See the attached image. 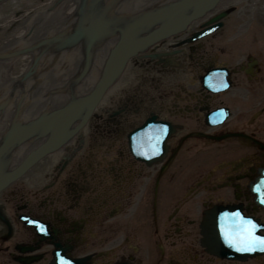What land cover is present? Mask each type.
I'll use <instances>...</instances> for the list:
<instances>
[{"label": "bare ground", "instance_id": "1", "mask_svg": "<svg viewBox=\"0 0 264 264\" xmlns=\"http://www.w3.org/2000/svg\"><path fill=\"white\" fill-rule=\"evenodd\" d=\"M57 1L40 0L38 3L31 4L32 2L29 0H0V47L16 36L28 31L26 21L31 13L43 6L48 8ZM222 1L215 0L211 7L194 16L180 30L169 33L130 53L120 73L100 93L82 125L67 137L56 150L41 155L16 177L0 187V249H2L0 251V264H2V256L8 252V249H6L7 240L16 232L15 227L11 228V219H8L9 211L13 208H7L1 199L5 198L8 205L16 208V202L11 200L15 196L12 192L17 193L13 189L21 184L20 189L25 192L29 189L25 186V183L33 186L34 183L29 179V175L33 171L39 170L37 174L40 175L42 173L44 178H46L42 183L47 185V192L45 193H48V195L52 191L55 192V190H51L52 184H56V180L59 181L62 177L59 169H61L60 164L63 161L70 162L72 167H75L74 169L81 171L82 177L85 176L84 180L89 181L90 184L95 179V175L90 174L99 175L98 173L103 171V169H98L99 167L94 166L95 161L93 162L91 158L95 157L96 154L107 152L113 158V160H109L110 164L113 167L118 165L119 163L117 162L121 161L122 158H120L121 156L118 154L117 149L109 152V146L102 145L104 143L108 144V139H111V136H117L114 138V142H118L120 145L124 134L129 136V147L132 156L139 161L148 163V165H156V162H161V159L167 155L169 137L176 130V126H168L166 122L174 120L176 118L175 114L180 112L185 113L181 117L183 122L181 123V130L185 133L181 136V144L176 150L172 151L170 149V155L173 154L174 157V154H177V150L180 149L181 158L186 156L189 158L181 159V161L187 162L185 167L181 166V186L187 183L190 187L185 192V196L190 194L196 198L204 197L205 193L213 194L214 192V195H216V192H219L221 195L226 196V199H229L231 198L229 192L232 195V190L241 184L245 185L247 190L249 189V192H251L253 199L257 200L258 204L255 202V207L258 209L264 208V202H262L264 196H259L256 186L264 172V110H260L262 107L260 105L254 107V102L251 100L242 101L248 86L242 82H247L248 80L246 79L251 81L247 75H255V69H259L256 55L260 56L261 62H264V0L239 1L237 3L238 9L249 12V16L242 18L243 20L241 21L236 19L227 21L232 15L234 16L233 8L236 4L229 7L226 4L221 5ZM2 18L9 19L1 20ZM234 20L240 24H238V27L234 25ZM249 28L253 29L251 36L247 35ZM221 34H226L224 41L227 40V48L224 50L214 44V40H218V35ZM257 34L259 35L258 37ZM240 40L244 42L243 45L239 43ZM238 45L241 48L244 47L248 54L240 52L241 49H237L234 53L239 55L235 56L239 60L232 61L229 52H232V48ZM210 59H212L211 63L209 62ZM234 67L237 70L240 68L245 73L242 76L244 79H241L242 82L239 81L238 85L235 84L233 77L235 70L231 69ZM258 79L262 81V84L259 85L256 81L250 82L252 85H259L258 89L253 91V96H257L255 100L262 98L261 94H264V71L260 73V76H257L256 80L259 81ZM233 92H235L233 98L236 100L234 102H237L235 104L230 101V96ZM248 93L252 92L249 91ZM259 102L261 104L264 103V101ZM136 104L137 106H135ZM251 108H254V112H250ZM140 109H143L139 113L140 115L145 113L144 110H148L153 114L152 116L144 117L140 124L133 125L130 122V124L122 122L123 118L134 115L133 113L138 112ZM239 109H242L244 113L249 111L248 114L250 116L245 115ZM156 110H159V112ZM108 112L110 114L106 117V125L109 134L107 138L104 137L99 140L93 136L96 133L92 134L89 132H93V129L101 128L99 126L102 120L101 115L106 116ZM200 112H203V115L198 117ZM135 117L133 116L131 121ZM201 123L205 124L203 129ZM231 124L235 131L230 129V131L225 132L226 134L221 130L216 132H211L210 130V128L213 129L214 127H230L229 125ZM205 128H209L208 132H205ZM202 137H209L208 139L217 141L218 148L220 146L228 150L233 148L234 152H237L230 154L228 157L226 155L230 151L223 153L221 159L216 158L218 162H215V158L211 159L207 155L209 154L207 152H211L213 146L207 147L208 145H206ZM200 142L206 145V154L203 152L200 155L197 152L196 148L205 146L200 145ZM83 144L87 146V157L79 155ZM234 147H237V149ZM195 149L196 151H194ZM252 152L258 155L254 159L249 155ZM78 158L81 160H75ZM227 158H229L228 161ZM190 160H197L200 164L199 173L193 182L191 180L192 165H196L189 162ZM245 166L247 167L245 168ZM247 168L250 173L249 171L247 172ZM161 170L165 172L166 169L163 168ZM104 171L106 172V170ZM129 171L131 173V169ZM125 174L117 172V176H119L117 181ZM200 174L204 176V180L210 179L208 185L201 192L202 194L194 189V182L198 180ZM249 174L251 175L249 176ZM39 175L37 176L38 178ZM106 175H108V170ZM55 176L57 177L55 178ZM77 177L71 175V179L75 181V184H79ZM53 178L54 181H51ZM115 178L116 175L112 177L113 180ZM128 178L131 180L134 177L129 174ZM112 179L109 180L112 181ZM103 180L104 178L99 182H104ZM99 182L96 181V184H93L101 190L91 188L89 193L95 199L96 197L103 198L102 203H99L102 205L100 209H97V205L95 206L97 210H92L91 207H88L90 208L89 211L84 205L72 208L74 211L85 213L88 216L86 218L88 224L95 223L99 218L102 219L105 215H109L103 212L105 207L110 211V215L115 217L122 210L120 204H115L114 201L110 200L109 187L107 185L102 187L104 184H98ZM123 182L125 180H122L120 184ZM167 184L173 185V182ZM81 186L88 187L84 183ZM68 187L70 188L68 192L71 194L73 187L72 185ZM111 188V190L116 189L118 191L120 187L114 186L112 183ZM140 188L146 193V196L154 199V202H158L157 195L161 194L162 190L157 183L150 189L148 187L147 189L144 187ZM121 190H123L122 186ZM129 190L128 193L131 192V189ZM37 192L40 195H44L40 191ZM128 193H125L124 196H128ZM59 195L61 197H58L64 199V202L69 198L63 191ZM90 196H88L87 204L91 206L92 199ZM235 196L236 192L232 197ZM58 197H56L57 201L60 200ZM97 200L100 202L99 199ZM225 201L224 198H220L215 201L216 204L213 206L208 204L210 202L207 200L204 204H196V210L202 211V214L199 215L202 217L198 231L199 248L209 254L210 257L215 256L219 259H224V264H236L238 262L230 259H238L241 256L252 258L255 255H264V246H257L251 251L234 252L232 254H230V247H226L227 251L224 250L218 241L219 237H223V234L218 230V218L223 217L224 213H233L235 211L234 207H237V205H230ZM67 205L69 206V204ZM124 215L127 214L122 212L121 216L123 217ZM237 215L239 216V214ZM109 216L105 221L102 220L103 222H100L97 228L103 230L104 222L111 220ZM22 219L27 220L30 225H32L31 223L37 225L35 229L44 227L37 220H28L26 215H23ZM254 220L250 216L246 220H240V222L253 221L261 229V226L256 224ZM233 221H238V218H230L229 223H233ZM106 225L109 226L110 221ZM257 237L264 238V232L258 231ZM196 242L198 241L196 240ZM22 244H18L20 246L17 255L25 249L27 252H23L26 254L20 259L21 264H35L44 260L43 255L35 254V252L41 248H47L44 246L46 245L45 243L34 246V250L32 249L34 251L33 256L28 255L29 247L22 246ZM191 245L192 247L194 246L193 241H191ZM59 247H56L55 257L51 258L50 264H76V260L80 261L79 258L71 260L68 255L71 252L64 251L62 245H59ZM161 250L164 251L166 257L168 253L165 252L163 247ZM62 251L66 252L67 255L63 254ZM10 253L13 254V252ZM9 256L6 259L3 257L5 264H12V260L18 258L14 256L11 258L12 255ZM161 256L162 253L159 257ZM160 264H162L161 261Z\"/></svg>", "mask_w": 264, "mask_h": 264}, {"label": "flooded vegetation", "instance_id": "2", "mask_svg": "<svg viewBox=\"0 0 264 264\" xmlns=\"http://www.w3.org/2000/svg\"><path fill=\"white\" fill-rule=\"evenodd\" d=\"M217 42L218 41L215 39L214 44L217 45ZM217 47L219 48V46ZM242 51L244 53L245 49ZM234 52L235 51L229 52L232 61L239 60L235 57L239 55ZM245 54H248V52L246 51ZM256 59L258 60L257 65L259 66V69H255V75H247V77L250 78L252 82H259L260 85L262 84V81L260 79L257 81L256 78L258 75L260 76L262 71H264V62H261V58L258 55H256ZM211 60L212 59L209 61L210 63L212 62ZM232 63L234 64V62ZM235 68L236 67L231 69L235 70L233 77L236 82L235 84L238 85L237 83L241 81V79H244L242 76L245 73H243L240 68H238V70ZM246 80L248 81H241L242 83L248 85L245 96H250L248 100L255 103L254 107L256 105H260L262 106L260 110H264V103L261 104L259 102L262 101V98H264V94L261 96L262 98L255 100L257 96H253V91L258 89L259 86L250 88L249 86L254 85L250 84L251 81H249V79ZM249 91L252 93H248ZM135 106H137V104ZM141 110L143 109H140L138 112H134V115L126 116L123 118L122 122H125V124L130 122L133 125L140 124L144 117H149L153 114L148 110H144L145 113L140 115L139 113ZM157 112H159V110ZM202 113L203 112H200L198 117L203 115ZM109 114L110 112H108L106 116L101 115L102 120L99 124L101 128L93 129V132H89L92 134L96 133L93 136L99 140L104 137L107 138L109 134L108 127L106 125V117L109 116ZM184 114L185 113L181 112L177 113L175 114L176 118L174 120L166 122L168 123V126H176V130L173 132L172 136L169 137L167 143V155L161 159V162H156V165H148V163L139 161L132 156V152L129 147V136L124 134L122 136V140L120 141V145L118 142H114V138L117 136H111V139H108V144L104 143V145H102H108L110 150L109 152H113L117 149L118 154L121 156L120 158H122L121 161L117 162L119 163L118 165L113 167L110 164V161L113 160V158L110 157L107 152H104L103 154H96L95 157L91 158L93 162L95 161L94 166L99 167L98 169H103V171L102 173H98L99 175L90 174L95 175V179L91 181L90 184L89 181L84 180L85 176L82 177L81 171L74 169L75 167H72L70 162L67 163L63 161L60 164L61 169H59L62 177L59 181L56 180V184H52L51 190H55V192L52 191L51 194L48 195V193H45L47 192V185L42 183L46 178H44L42 173L40 175L37 174L39 170L36 169L33 171V173L29 175L30 181L34 183L33 186L25 183V186L29 188L25 192L22 191L23 189H20L21 184L13 189L17 193L12 192L15 196L11 200L16 202V208L8 205L5 198L1 199L7 208H13L9 211L8 219H11V228H16L15 234H12L10 239L7 240L6 249H8V252L2 256V264H5L3 257L6 259L10 257L9 255H12L11 258H13V256L15 258L18 257L12 260V264H21L20 259L26 254L23 252H27L25 249L17 255L20 246L18 244L21 243H23L22 246L24 245L29 247L28 255L30 256L34 255V246H38L42 243L46 244L44 246L47 248H41L35 252V254H40L41 256L43 255L44 260L35 264H50L51 258L53 259L55 257L54 252L56 247H59V245L64 247V251L66 250L71 252L68 254L71 260H75L76 258L80 259V261H75L76 264H160V261L162 264H224V259H219L215 256L210 257L209 254L199 248L198 231L202 219L199 215L202 214V211L196 210L197 203L204 204L207 200L210 202L208 204L213 206L216 204L215 201L220 198H224L226 200L225 202H228L230 205H237V207L234 208L239 210L242 216H252L255 219L254 221L256 224L261 226L259 231L264 232V208L262 207L258 209L255 207V202L257 204L258 202L256 199H253L251 192H249V189L247 190L245 185L239 184L237 188L232 190V195L229 192V196L231 197L229 199H226V196L221 195L219 192H216V195H214V192L213 194L205 193L204 197L200 196L196 198L190 194L185 196V192L190 187L187 183H184V185L181 186V150L178 149L177 154L175 153L174 157L173 154L170 155V149L172 151L176 150L179 144H181V136L185 133L181 130V123H183L181 122V117ZM133 116L136 117L131 121ZM204 125L205 124L203 123L201 126L202 129ZM229 126L230 127H217L219 129L216 127L213 129L209 128L211 132L221 130L225 133L230 131V129L235 131L232 124ZM209 128H205V132H208ZM202 138L208 146L218 145L217 141L208 139L209 137ZM86 147L87 146L83 144L79 155L87 157L88 153L86 151ZM234 148L237 149V147ZM100 149L102 148L100 147ZM218 149L220 151H217ZM217 150L216 153L213 151L207 152L209 153L207 155L211 159L215 158V162H218L216 161V158L219 160L221 159V155L223 153L230 151V153L226 155L228 157L230 154H235L237 152H234L233 148L228 150L224 147L221 148V146L217 148ZM252 153L249 154L252 159L258 156L256 153ZM75 160L79 161L81 159L78 158ZM228 160L229 158H227V161ZM192 167L191 180L193 182L194 178H196L199 173V166L192 165ZM246 167L247 166H245V168ZM163 168L166 169L165 172L161 170ZM129 169H131V173ZM104 170H106V172ZM107 170L108 175H106ZM246 170L247 172L249 171L248 168ZM117 172H123L126 174L121 176L120 180L117 181L119 178V176H117ZM129 174L133 175L134 178L129 180ZM262 174L263 175L259 181H262L263 191L264 172ZM38 175L39 178L37 177ZM71 175L78 176L77 179L79 184H75V181L71 179ZM115 175L116 178L113 180L112 177H115ZM250 175L251 174H249V176ZM56 177L57 176H55V178ZM103 178L104 182H99L100 180L102 181ZM203 178L204 176L200 174L198 180L194 182V189L200 193L205 189L208 185V181L210 180L209 178L205 180ZM109 179H112V181ZM122 180H125V182L120 184ZM211 180H213V178H211ZM51 181H54V178ZM96 181L99 182L98 184H104L102 187L106 185L109 187L108 193L109 196H111L110 200L114 201L115 204H120L122 210L119 212L120 214L117 217L114 215L111 216L110 211L106 209L104 205L105 208L103 212L105 214H109L110 216L105 215L102 219L99 218V221L97 220L95 223L88 224L86 219L88 216L83 212L74 211L72 208L74 206L83 205L85 208L87 207V211L90 209L88 207H91L92 210L101 208L102 205L99 203H102L103 198L96 197L95 199L91 197L89 193L91 188L96 190L100 189L98 186H94ZM80 182L81 185L84 183L88 187L81 186ZM147 182L149 183L147 184ZM169 182H173V185L167 184ZM112 183L114 186L120 187L118 191H116V189L111 190ZM155 183H157L162 190L161 194L157 195L158 202H154V199L146 196V193H144L140 188L144 187L147 189L148 187V189H150L155 185ZM69 185H72L73 187V192H71V194L68 192L70 191V188L68 187ZM121 186L123 187V190H121ZM129 189H131V194L128 193V191H130ZM37 191H40L44 195H40ZM62 191L64 194L69 196L66 202H64V199L60 198L61 196L59 193H62ZM235 192L236 196L232 197ZM125 193H128V196H124ZM88 196L92 199L91 206L90 204H87ZM56 197L60 200L57 201ZM97 199H99L100 202H98ZM67 204H69V206ZM96 205L98 207L97 209L95 208ZM122 212L129 216L124 215L122 217ZM23 215H26L28 220H37L41 222L44 227L35 229L37 225L33 223L30 225L27 220L22 219ZM108 216L111 218V220H109L110 225H106L109 222L107 221L104 222L105 224L103 226V230L101 228H97L99 223H102V220L105 221ZM196 240L198 242H196ZM191 241L194 243V248L191 245ZM162 247L165 252L168 253L166 254V257L164 251L161 250ZM1 250L2 249H0V251ZM10 252H13V254ZM161 253L162 256L159 257ZM170 253L172 254L169 255ZM63 254H66V252H63ZM230 260L238 262L236 264H264V255H255L252 258L241 256L238 259Z\"/></svg>", "mask_w": 264, "mask_h": 264}, {"label": "water", "instance_id": "3", "mask_svg": "<svg viewBox=\"0 0 264 264\" xmlns=\"http://www.w3.org/2000/svg\"><path fill=\"white\" fill-rule=\"evenodd\" d=\"M215 0H58L0 47V187L87 119L137 49Z\"/></svg>", "mask_w": 264, "mask_h": 264}, {"label": "rangeland", "instance_id": "4", "mask_svg": "<svg viewBox=\"0 0 264 264\" xmlns=\"http://www.w3.org/2000/svg\"><path fill=\"white\" fill-rule=\"evenodd\" d=\"M29 1H31L32 3L31 4H35V3H38L40 0H29ZM239 1L241 2V0H223L221 3V5H229V7L230 6H232L233 4H236L235 6H234V8H233V10H234V16L232 15H230L231 17L230 18H228L227 19V21H229V20H233V19H236V20H243L242 18H247V16H249V12L247 13V12H244V11H242V10H240V9H238V5H237V3H239ZM220 6V5H219ZM12 16H14V15H12ZM8 20L9 18H2L1 20ZM236 20H234L233 21V23H234V25L235 26H237L238 27V22H236ZM227 24V23H226ZM240 25V24H239ZM253 29H251V28H249L248 29V34L247 35H249V36H251L252 34H253ZM259 35L257 34V37H258ZM218 37H219V39L218 40H216V41H218L217 42V45L219 46V47H221L223 50L224 49H226L227 48V44H226V41H224V38L226 37V34H224V35H218ZM257 37H255V38H257ZM244 40V39H243ZM245 41H248V40H245ZM239 43L241 44L242 43V45L244 44V42H242V40H240L239 41ZM233 49V51H236L237 49H241V51L242 50H244L245 48L244 47H240V45H238V46H236V47H233L232 48ZM240 51V52H241ZM239 52V53H240ZM242 53H243V51H242ZM244 53H246V51H244ZM259 83V82H258ZM259 85H254V86H249L250 88L251 87H258ZM236 92V91H235ZM235 92H233V93H231V96H230V101L232 102V103H237V102H234V101H236V100H234L235 98H233V94L235 93ZM245 94V93H244ZM262 96H263V93L261 94ZM249 97L250 96H245V97H243L242 99V101H246V100H248L249 99ZM239 101V100H238ZM262 101H264V98H262ZM255 104V103H254ZM252 110L250 111V112H254L253 110H254V108H251ZM239 111H241V112H243V110L242 109H239ZM237 112V111H236ZM246 112H248L249 113V111H246ZM244 113V112H243ZM248 113H244L245 115H249ZM182 122V121H181ZM182 133V132H181ZM200 145H205L204 143L203 144H201V142L199 143ZM206 145H208V144H206ZM206 145L202 148V147H200V148H196L197 149V152L200 154V155H202L201 153H206ZM207 147H209V146H207ZM217 145H213V147H212V150L211 151H213L214 153H216L217 151H220L219 149L217 150ZM196 149L194 150V151H196ZM217 151H216V150ZM200 150V151H199ZM189 153H190V151H189ZM188 158V156H186V157H184V158H181V159H187ZM189 159V158H188ZM189 162H191L192 164H194V165H196V166H199L200 164L197 162V160H195V161H192V160H190ZM183 163H184V165H183ZM187 163V162H186ZM185 162H183V161H181V166H183V167H185L187 164H186Z\"/></svg>", "mask_w": 264, "mask_h": 264}, {"label": "snow or ice", "instance_id": "5", "mask_svg": "<svg viewBox=\"0 0 264 264\" xmlns=\"http://www.w3.org/2000/svg\"><path fill=\"white\" fill-rule=\"evenodd\" d=\"M257 191H260L257 188ZM264 202V199H262ZM256 225L251 221H242L241 224L235 223L225 224L223 231L225 238L231 242L232 238H236L243 247L240 250H253L257 246H264V238L257 237L255 233Z\"/></svg>", "mask_w": 264, "mask_h": 264}]
</instances>
